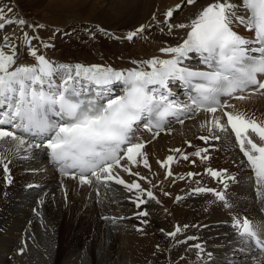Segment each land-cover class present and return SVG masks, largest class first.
<instances>
[{
    "label": "bare ground",
    "instance_id": "obj_1",
    "mask_svg": "<svg viewBox=\"0 0 264 264\" xmlns=\"http://www.w3.org/2000/svg\"><path fill=\"white\" fill-rule=\"evenodd\" d=\"M66 1L84 6L86 13L92 17L89 19L97 22L93 24L95 27L91 31L81 30L85 34L81 36L76 24L69 26L65 31V35L69 38H66L65 42L58 39L56 45L51 47L56 49L53 52L46 50L38 39V35L42 38L39 32L32 31L34 36L30 34L27 37L22 56L29 52L27 50L42 49L41 55L54 64H67L76 60L83 64L108 66L125 74L136 66L147 68L148 66L141 62L153 58L159 59L160 55L164 54L162 48L182 44L189 29L175 25L189 24L202 8L214 2V0H195V3L187 4L186 0ZM232 2L238 5L235 9L237 14L243 16L244 10L238 0ZM0 4L4 5L5 0H0ZM178 4L181 7L176 9L175 6ZM77 9L81 11L83 8ZM169 9L174 10L171 18L165 15ZM77 16L87 15L79 13ZM102 18L104 20H100ZM53 19L57 24L66 20L65 17L60 16ZM115 24L119 26L114 27L116 30L119 29L118 33L121 34H115V38H110V33L104 28H110ZM141 26L144 27L143 32H139L131 40L127 39L129 33L135 32ZM232 26L248 41H252L251 32L245 30L242 24L233 23ZM96 36L99 37L98 40ZM78 39L82 41L88 39V42L84 44ZM194 53L182 57L180 63L198 65L204 56ZM193 59L197 60L192 61ZM15 61L13 67L19 65V57H15ZM176 84V79L172 78L167 83V86L170 85V90H165L166 87L163 88L164 90L159 88V91L161 94H168L176 87L181 88L180 84L177 86ZM110 87L112 92H118L120 88L123 90L124 85L115 82ZM244 108L255 111L258 121L264 123V97H251ZM214 115L220 118V123L225 127L220 110L217 109ZM213 118L212 113L194 111L193 115L182 123L172 125L160 132L148 134L142 130L143 138L147 141L142 149L144 155L136 157L135 163L125 157L113 170V174L124 180L125 184H117L115 180H105L107 184L102 181L99 184L92 178L93 183L88 186V184H80L78 179L71 177L56 178L41 149L34 147L30 150L25 143L20 145L17 141L8 139L3 146H0V162H5V159L9 161L14 183L20 190L15 191V189L5 197L0 193V227L6 229L2 234L0 233V264H10V262L6 263L8 260L2 255L11 253L10 246L17 239L14 232L18 231L16 227L22 225L23 228L32 212L34 217L32 215L29 220L35 225L30 233L38 234V222H41L47 240L43 246L41 245L43 250L39 252L43 264H48V261L52 260L55 244L57 245L56 264H264V256L255 257L250 252V247L243 245L244 237L237 236L233 229H229V220L234 219L241 212L239 208L233 212L234 208L241 207L244 203L249 206V209L245 210V215L251 216L255 227L258 228L263 223L264 181H258L255 172L254 177L251 176L248 168L250 165L237 147L234 138L226 127V130L214 127ZM140 125L141 123L138 122L139 128ZM206 132H212V135L218 136L219 140L213 142L215 145L213 150L196 156L197 166L196 162L187 166L184 155L179 158V152L165 165L161 163L162 158L171 154L174 148H182L188 141L193 142L196 136ZM252 139L257 144L260 143L255 134ZM24 152L29 154L21 157ZM206 155L211 160L210 166L219 164L233 172L235 183L231 185V194H227L228 201L232 205L222 204L216 199H207V193L191 192V188L195 190L202 187L213 188L214 184L205 176L201 162V158ZM145 156L148 167L144 165ZM125 167L129 171H124ZM187 167L191 168L190 172L193 176L184 179L186 183L172 185L166 173L182 172ZM2 182L0 173V183ZM110 182L117 206L113 204L111 195L106 194ZM252 182L257 190L258 200L253 199ZM40 183L44 186L39 192L32 189ZM133 183L139 184L140 188L129 190L125 186ZM143 189L156 193L155 199L149 196L147 198L146 203L150 205L147 207L146 216L139 215L142 208L137 207L139 198L146 196ZM34 192L39 195H35ZM29 193L32 194L31 198H28ZM257 210H261L260 216L257 215ZM94 215L97 221L93 219ZM111 219L116 220L117 223L111 225L110 222L113 221ZM178 227L180 231L176 232ZM83 228H88L89 231L85 239H81ZM113 229L115 234L112 232ZM173 232H176L175 236L169 235ZM108 233L112 235L109 236ZM73 235L75 238H72ZM193 236H196V239H193ZM189 240L190 244L200 241L206 246L207 251L218 254L219 258H212L210 261L198 259V252L190 245L183 244ZM24 255L21 254L22 262L20 261L19 264H36L37 262L34 261L39 260L32 254L29 257L31 260L26 261ZM40 260L39 264H41Z\"/></svg>",
    "mask_w": 264,
    "mask_h": 264
},
{
    "label": "snow or ice",
    "instance_id": "obj_2",
    "mask_svg": "<svg viewBox=\"0 0 264 264\" xmlns=\"http://www.w3.org/2000/svg\"><path fill=\"white\" fill-rule=\"evenodd\" d=\"M186 3L193 4L195 0H186ZM242 5L247 13L243 16L237 14L235 9L238 5L232 0H214L202 8L189 24L175 25L189 29L186 39L176 47L161 49L173 54V58H153L141 62L151 71L131 69L125 74L97 64H54L45 56L38 55L35 49H30V55L35 58L36 64L13 67L16 64L14 52L6 54L0 50V109H4L0 111V126L22 128L42 139L46 138L45 143L36 144L35 147L46 148L51 160L60 164L62 174L78 179L82 185L92 184V178L96 183L115 180L117 184H125L124 180L113 174L114 167L120 164L121 153L133 163L136 157L144 155V144L133 142L134 126L144 116L153 113L160 122L168 115L175 114L174 102L169 101L166 94L154 95L156 90L150 89V85H159L163 89L172 78L188 82L194 78L203 81L196 85L198 96L193 98V104L198 110L212 113L214 127L221 130L226 129L220 123V118L214 115L218 108L225 107L219 103V95L233 96L249 87L252 88L251 94L264 95V78H257L258 74L264 77V55L259 59L250 57V49L246 47L248 39L232 28L233 23L244 25L247 31L254 34L256 41L264 44V0H242ZM180 7V4L175 6L176 9ZM173 11L169 9L165 15L171 18ZM14 23L24 25L26 22L6 17L3 8H0V29ZM143 31L144 27L141 26L129 33L127 39L131 40ZM190 52L202 56L207 54L205 62H214L213 70L199 72L180 68L181 58ZM115 82H121L124 88L122 95L113 98L109 93L110 86ZM93 86L99 91L89 95ZM235 98L243 100L247 97ZM50 114L58 119H51ZM223 115L227 117V124L235 134L240 151L247 158L258 181H264V125L248 119L241 112H225ZM249 132L258 137L259 144L254 142ZM6 138L24 144L15 131L0 127V140ZM194 155H200V152ZM172 159L168 157L169 161ZM144 165L148 167L146 156ZM73 169L78 171H70ZM4 170L7 172V165ZM124 171L129 169L125 167ZM209 172L213 177L221 176L218 171L209 169ZM125 186L129 190L140 188L135 183ZM196 191L212 192L219 200H225L224 193L214 189L198 188ZM148 196L151 198L152 193L148 192ZM139 215L146 216L148 213L141 212ZM235 225L240 228L242 236L256 237L247 218L242 222L237 219ZM179 231L178 227L176 232ZM176 232L169 235L175 236Z\"/></svg>",
    "mask_w": 264,
    "mask_h": 264
},
{
    "label": "rangeland",
    "instance_id": "obj_3",
    "mask_svg": "<svg viewBox=\"0 0 264 264\" xmlns=\"http://www.w3.org/2000/svg\"><path fill=\"white\" fill-rule=\"evenodd\" d=\"M89 1H93V0H89ZM70 2L71 1H66V0H47V1L46 0H5V4L4 5L0 4V8H3V10H4V15L6 17H8V18L13 19V20L23 19L26 23L24 25H20L18 23L6 24V26L3 29H0V48L5 50L6 54H13V52H14V56H17V54L19 52H23V48H25V45H26L25 44L26 43V39L21 40L22 43H20L19 45H18V43H19L18 40H20V36L28 35V30L26 29L25 25L27 24L28 26H30V22L31 21L35 22L36 25L38 26L37 29L39 30V32L44 34V35L40 34L41 36L44 37L43 43L46 44V43L49 42V43L53 44V46H54V44H56V42L58 40V36H57V34L55 32L58 31L59 27H67L68 25L69 26H74L75 24H77V25L83 26L82 27L83 29L82 28L80 29L81 33H82V31L84 29L89 31V25H93L94 24V21L91 20L92 17L86 13L87 11H86L84 6H82L81 4H79V5L75 4L74 2H71V3ZM74 6H77V7H74ZM87 6H86V8H87ZM79 7L83 8V9H81V11H79L77 9ZM9 9H11V11H9ZM79 13H84V15H87V16L79 17V16H77ZM50 15H53V16H50ZM59 16L60 17H65L67 22H66V20H63L60 24H57L55 22V20L53 19V17L57 18ZM89 17H91V19H89ZM100 20H104V18H102ZM95 24H97V22H95ZM114 26H116V24L113 25V26H110V28L112 27L111 31L114 34H121V33H118L119 29L116 30V27L118 28L119 26H116V27H114ZM38 30L33 29V31H37V32H38ZM62 31H64V30H62ZM62 31H61V33H62ZM125 31H127V30H125ZM115 32H117V33H115ZM83 34L84 33H82L81 36H83ZM4 37H8V39L5 40ZM67 39H63V41L65 42V40H67ZM78 40H79V42H82L84 44H86L88 42V39H85L84 41H82L80 39H78ZM12 41H16V42H12ZM21 45L23 46V48L21 47ZM53 46H51V47H53ZM29 55H30V53H29ZM29 57H31V56H29ZM195 162H196L195 165L197 166V161L195 160ZM187 169L191 171V168L187 167ZM200 169H201V167H200ZM200 177H202V176H200ZM30 188H32V187L30 186ZM50 189H49V191H50ZM37 190L39 192L40 189H37ZM20 193H22V192H20ZM106 194L111 195L112 202H114L113 204H115L117 206L118 204L116 203L115 196H113V193H111V191L110 192L108 191V192H106ZM106 194H105V196H108ZM35 195H39V194L35 193ZM35 195L33 194V196H35ZM29 197L30 198L32 197L31 193L28 194V198ZM1 199H2V197H1ZM175 201H176V199L173 201V203ZM41 211H42V209H41ZM41 213H42L41 215L43 216V212H41ZM32 215L34 217V212L31 213V216ZM31 216L29 217V219L32 218ZM253 216H254V214H253ZM29 219H28V223L27 222L24 223V227L23 228H22V225H19V226L16 227V229L18 231L17 232L14 231V232L16 233L17 239L10 246V252L11 253L8 254V255L6 253H4L2 255L4 259L8 260L6 263L10 262V264H15V263L19 264V262L22 260L21 259L22 258L21 254H25L24 258H26V261H30L31 258H29V257H31V255L33 254L39 260L41 259L40 260L41 264H43L42 258H41V254H39V252H41V250H43L41 245L43 246L44 243L47 242L46 237H45V233H44V231L42 229L41 222L40 223L38 222V227H37L38 234L35 235L33 233H30L31 228L35 224H33V222L31 220H29ZM93 219L95 221H97L96 216L93 217ZM111 220H113V221L110 222L111 225H114V223H117L116 220H114V219H111ZM5 230H6L5 228L0 227V233L1 234ZM82 230H83V233H82L81 239H85L86 235L89 234V231H87L88 228H83ZM114 231H115V229L112 230V232L115 234L116 232H114ZM109 234L112 235L111 233H108V235ZM32 235H34V236H32ZM38 236H39V238H38ZM72 238H75L74 235L72 236ZM30 241L32 243L34 242L33 245H32V243H28ZM38 246H40V247H38ZM237 246H238V244L235 246V248ZM84 249H86V248H84ZM56 250H57V245L55 244V246L53 248L52 260L50 262L48 261V264H56V260H57V258L55 256L56 255ZM16 259H17V261H16ZM39 260L38 261L37 260L34 261V259H33V261L35 263L37 262L36 264H39ZM220 264H222V263H220Z\"/></svg>",
    "mask_w": 264,
    "mask_h": 264
}]
</instances>
